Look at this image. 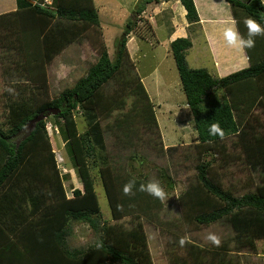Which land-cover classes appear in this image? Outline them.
I'll return each mask as SVG.
<instances>
[{
	"label": "trees",
	"instance_id": "obj_1",
	"mask_svg": "<svg viewBox=\"0 0 264 264\" xmlns=\"http://www.w3.org/2000/svg\"><path fill=\"white\" fill-rule=\"evenodd\" d=\"M158 1L137 2L115 41L113 59L104 45L93 0H53L51 6L16 0L15 11L0 15V49L12 55V59L8 55L12 70L5 74L7 85L15 90V94H1L6 109L0 124V264H153L143 219H150L160 203L139 191L145 182L111 163L120 157L116 153L108 156L105 133L115 152L141 147L163 154L162 143L157 141L154 105L126 48L147 5ZM224 1L244 39L248 38L246 18L264 27V3L260 0ZM180 2L188 24L198 23L193 1ZM87 38L98 45L96 63L52 98L47 66L67 47ZM254 39L255 47L245 49L249 66L221 78L204 68L188 66L190 39L177 38L169 44L193 119L198 155L195 183H189L178 197L181 226L190 229L193 224L199 229L221 223L232 232L219 247L186 244L183 251L187 256L169 249L175 240L179 244L180 237H174L166 252L170 264H241L237 256L243 251L255 253L256 242L264 240V37ZM217 90L225 92L224 101L214 96ZM49 108H59L60 113L37 122L30 131L29 122ZM76 115L86 123L82 133ZM48 119L60 128L81 183L82 189H73L70 198L46 130ZM101 121L106 122L104 128ZM213 123L224 130V139L209 134ZM229 138L246 166L263 174L254 190L242 196H234L210 175L211 164L200 163L208 151L228 155L229 148L223 143ZM136 157L133 150L126 159ZM95 173L109 202L112 222L102 220ZM129 181H135L134 195L125 196L123 186ZM126 217L129 220H124ZM72 222L85 223L98 234L96 244L70 249L67 238Z\"/></svg>",
	"mask_w": 264,
	"mask_h": 264
},
{
	"label": "rangeland",
	"instance_id": "obj_2",
	"mask_svg": "<svg viewBox=\"0 0 264 264\" xmlns=\"http://www.w3.org/2000/svg\"><path fill=\"white\" fill-rule=\"evenodd\" d=\"M36 1L38 3L43 2V0ZM132 1L110 0L108 12L103 11L104 1H96L102 38L111 59H113L115 51V41L122 35L126 22L132 15L134 9ZM168 28V25H162L159 29H155L154 34H152L146 23L139 22L138 28L134 31V35L138 38H133L134 43H132L129 40L131 37L129 35L126 43L127 51L129 50V54L131 53L130 59L134 63L138 75L140 78L146 79V88L152 98L158 122L159 135L157 134V141L162 143L163 154L157 155L155 150L136 147L133 149L137 154L136 159L127 160L126 156L131 154L133 150H128L129 152L126 153H122L120 150L115 152L111 138L105 133L107 146L111 149L110 152L107 148L108 156H115L116 153L120 157L116 163L111 161L113 165L122 166L145 184L152 180L158 181L167 194L166 200L157 199L160 208L151 211L150 219L147 217L146 221L143 219L153 264H170L166 252L170 240H174L176 236L187 237L190 242H194L200 247L211 248L214 246L204 240L207 233L213 232L218 235L221 243L226 242L232 235L230 227L221 223L199 229L193 224L189 226L190 229L187 226H181L178 197L185 192L189 183H195L197 173L195 165L198 161V155L194 148L196 132L193 119L186 104L170 48H167ZM97 46L91 38L84 39L78 46L67 47L47 66L49 94L52 98H56L62 90L71 87L79 77L86 73L88 67L96 63L98 59ZM200 47V41L196 42L194 48L188 53L187 64L193 69L204 68L213 76L210 55L202 51ZM4 51V49H0V54H3ZM206 53L208 54L207 58L203 57L200 61H193L197 56H205ZM5 57L0 56V124L4 122V110L6 109L1 94L8 88L6 84L8 77L2 72L5 60H9L8 57ZM10 59H12V55ZM224 95H226L225 92L221 90H217L214 94L220 101L227 98ZM127 102H130V99H127ZM76 121L77 129L79 133H82L86 123L80 115H76ZM101 125L104 128L106 122L101 121ZM59 129L52 119H48L46 130L51 138L58 168L61 174L65 176L63 185L67 192L66 196H72V189L82 187L76 171L72 169V161L64 146V139ZM232 141V138H229L223 143L229 148L230 153L228 155H223L221 151H208L202 154L200 163L208 162L211 164L210 175L217 179L224 189L231 191L234 196H242L254 190L263 174L260 171L254 172L246 166L239 151L231 147ZM145 146L148 148L147 145ZM171 147L174 150H169ZM96 174H94V189L102 220L110 222L109 202L100 179L97 177L98 174L97 176ZM124 220H129V218L126 217ZM175 224L179 227H175ZM70 229L67 238V245L70 249H86L88 246L96 244L99 235L85 223L72 222ZM176 241L174 242L176 243ZM175 243L169 249L180 256H187L184 254L183 247ZM237 257L241 264H264V240L256 242L255 253L243 251ZM190 262L186 261V263Z\"/></svg>",
	"mask_w": 264,
	"mask_h": 264
},
{
	"label": "crops",
	"instance_id": "obj_3",
	"mask_svg": "<svg viewBox=\"0 0 264 264\" xmlns=\"http://www.w3.org/2000/svg\"><path fill=\"white\" fill-rule=\"evenodd\" d=\"M31 1L32 3L37 2L36 0ZM96 1L98 0H93L95 7ZM102 1H104L103 11L108 12L110 0ZM138 1L139 0L132 1L134 4V8ZM192 1L195 5L199 18V22L196 24H188L185 17L186 11L182 6L180 0H159L158 2L147 5L145 11L141 14V18L143 21H141L140 23L147 22L150 27L149 30L152 32V34H154L155 29H159L160 27H162V25H168L169 30L168 36L166 37L168 44L167 48H169V44L177 38L190 39L192 42V47L187 51V56L189 51L194 48L195 43L200 41V48H202V51H205L210 55L211 70L213 72V76L215 77H225L231 73L247 68L249 66V60L245 50L244 52H238L235 49L228 47L223 38L224 29L231 26L230 23H226V21L234 19L229 4L224 0ZM260 1L264 3V0ZM52 3L53 0H43V2L39 4L40 6H51ZM15 9L16 0H0V15L13 12L15 11ZM97 13L99 15L98 9ZM235 27L237 29V25H235ZM130 36L131 37L129 38V40H131L132 43H134L133 38H138L136 37V35H134V33H131ZM73 45L78 46L80 45V43L72 44V46ZM207 53L205 56H197L193 61H200L203 57L207 58ZM8 55L9 54L5 52L3 54H0V56L6 57H8ZM129 56L131 58V53L129 54ZM2 68V72L4 75L6 74V72H11L12 62L9 60H5V65H3ZM6 81V84H8V79ZM141 81L148 93V90L146 88V79L141 77ZM149 94L148 96L152 102V98ZM67 197L69 198L71 196Z\"/></svg>",
	"mask_w": 264,
	"mask_h": 264
},
{
	"label": "clouds",
	"instance_id": "obj_4",
	"mask_svg": "<svg viewBox=\"0 0 264 264\" xmlns=\"http://www.w3.org/2000/svg\"><path fill=\"white\" fill-rule=\"evenodd\" d=\"M226 23H230L231 26L226 27L223 31L224 41L228 47L233 48L238 52H244L245 49L254 48L256 43L254 38L257 36L264 37V27L251 17L244 20V24L248 30L247 39H244L237 31L235 27L237 21L235 19H230V21H226ZM6 91L10 94H15V90L13 88H8ZM208 131L211 136H219L220 139H224L225 137V132L218 123L211 124ZM134 187L135 181H129L123 186V194L125 196L134 195L132 191ZM139 191L146 192L150 196H153L161 201L167 199V194L160 186L159 182L155 180L149 181L147 184H142ZM204 240L211 243L215 247H219L221 245L220 237L213 232L207 233L204 236ZM188 243H190V240L187 237H181L179 240L181 247H184Z\"/></svg>",
	"mask_w": 264,
	"mask_h": 264
},
{
	"label": "water",
	"instance_id": "obj_5",
	"mask_svg": "<svg viewBox=\"0 0 264 264\" xmlns=\"http://www.w3.org/2000/svg\"><path fill=\"white\" fill-rule=\"evenodd\" d=\"M58 113H60V109L59 108H49L46 111L42 112L40 115H38L36 118H34L33 120H31L28 124V128L30 131H32L34 129V126L37 122L42 121L44 119H47L48 117L51 116H56Z\"/></svg>",
	"mask_w": 264,
	"mask_h": 264
},
{
	"label": "built area",
	"instance_id": "obj_6",
	"mask_svg": "<svg viewBox=\"0 0 264 264\" xmlns=\"http://www.w3.org/2000/svg\"><path fill=\"white\" fill-rule=\"evenodd\" d=\"M55 128V127H54Z\"/></svg>",
	"mask_w": 264,
	"mask_h": 264
}]
</instances>
